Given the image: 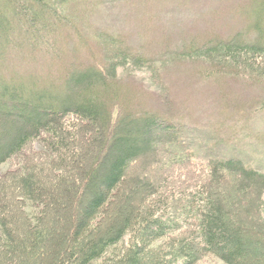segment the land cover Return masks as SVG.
Listing matches in <instances>:
<instances>
[{
    "label": "trees",
    "instance_id": "16d2710c",
    "mask_svg": "<svg viewBox=\"0 0 264 264\" xmlns=\"http://www.w3.org/2000/svg\"><path fill=\"white\" fill-rule=\"evenodd\" d=\"M76 1L0 0V165L18 158L24 168L0 174V264H195L207 254L264 264V171L240 157L197 161L175 103L164 93L163 107H149L122 79L155 72V60L123 36L95 33L91 44ZM258 5L239 9L244 32L190 40L169 61L203 60L205 74L241 77L264 92ZM71 25L78 30H63ZM57 30L65 41L78 37L66 70L49 67L58 55L42 48ZM54 67L59 75L37 80L35 71ZM36 140L45 150L32 152ZM183 163L210 172L183 180ZM146 164L152 179L139 175Z\"/></svg>",
    "mask_w": 264,
    "mask_h": 264
},
{
    "label": "rangeland",
    "instance_id": "374dc122",
    "mask_svg": "<svg viewBox=\"0 0 264 264\" xmlns=\"http://www.w3.org/2000/svg\"><path fill=\"white\" fill-rule=\"evenodd\" d=\"M75 3L78 10L85 13L84 24L78 22V26L88 39L91 36V44L96 42L93 36L95 33H110L117 36L118 42H121L123 37L126 38L125 44L130 45L132 50L155 60V72L144 69L122 79L131 87L132 94L136 92L149 107H163L165 94V97L175 103L173 109L184 114L186 142L192 147L197 161L209 156L240 157L253 167L264 171V108L261 107L263 90L250 85L241 77L207 75L203 72L207 66L203 60L187 59L175 63L169 61V54L181 48L183 44L190 43V40L202 44L217 36L228 38L239 31L244 32L247 21L240 15L239 9L244 6L245 10H249L258 3V6H263L264 1L77 0ZM85 25L87 29L83 28ZM73 26H66L63 30L74 29ZM43 37L47 38L46 35ZM253 37V32L246 36L249 39ZM14 39L16 40L15 37ZM77 39L78 37L74 36L65 41L60 30H57L55 36H51V41L48 40V45L42 47L49 53L51 60H55L54 55H58L56 61L47 62L49 67L57 64L60 69H68ZM52 44L54 50L50 51ZM14 46L17 49L15 42ZM79 48L76 56L83 62V49ZM14 68L17 71L25 69L23 66ZM39 68L44 69L38 66L37 69ZM60 69L54 67L48 72L35 71L39 74L35 75L39 81L46 80L59 75ZM11 70L12 68H7L8 74H13ZM150 79L154 81L155 86ZM156 79L162 83V89H159ZM70 116L69 120L74 115ZM44 148L40 140L34 141L30 147L32 152ZM17 159L12 158L1 164L0 174L21 167L22 162L19 161V164ZM162 161L163 165H167V158ZM160 164L162 165H157ZM144 166L139 175L152 179L154 171L149 169L148 164ZM209 172V167L183 163L178 175L184 180L187 176L197 177L208 175ZM122 190L124 191V188ZM27 207L33 209V204L29 203ZM70 212V216H65V221L61 220L63 224L71 220L72 211ZM101 261L94 264H100ZM195 264L227 263L213 254H207Z\"/></svg>",
    "mask_w": 264,
    "mask_h": 264
}]
</instances>
